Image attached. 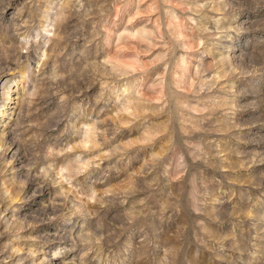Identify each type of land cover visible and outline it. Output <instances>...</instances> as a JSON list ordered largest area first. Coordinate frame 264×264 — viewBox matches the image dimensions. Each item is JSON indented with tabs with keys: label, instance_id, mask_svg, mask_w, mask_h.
I'll return each instance as SVG.
<instances>
[{
	"label": "clouds",
	"instance_id": "9594fccd",
	"mask_svg": "<svg viewBox=\"0 0 264 264\" xmlns=\"http://www.w3.org/2000/svg\"><path fill=\"white\" fill-rule=\"evenodd\" d=\"M0 264H264V0H0Z\"/></svg>",
	"mask_w": 264,
	"mask_h": 264
}]
</instances>
